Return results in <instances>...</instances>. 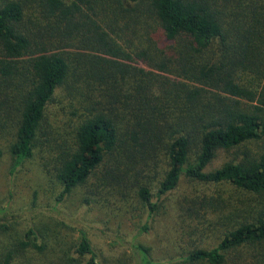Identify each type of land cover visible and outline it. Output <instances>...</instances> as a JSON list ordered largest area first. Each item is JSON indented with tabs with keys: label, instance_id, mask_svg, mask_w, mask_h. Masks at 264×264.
Returning <instances> with one entry per match:
<instances>
[{
	"label": "trees",
	"instance_id": "16d2710c",
	"mask_svg": "<svg viewBox=\"0 0 264 264\" xmlns=\"http://www.w3.org/2000/svg\"><path fill=\"white\" fill-rule=\"evenodd\" d=\"M37 1L51 23L45 29L36 26V31L25 25L22 2L0 4V74L5 81H17L13 102L20 106L10 146L17 165L34 156L47 108L71 77L65 54L51 53L48 48L51 41L47 39L55 32L57 49L90 51L76 54L84 69L79 77L113 80L117 88L119 77L127 71L121 60H134V44L124 40L127 47L122 45L121 33L124 29L136 33L134 29L141 27L147 47L138 49L136 57L193 83L178 85L175 91L163 90L161 99L154 92V77L145 72V80L130 94L116 89L109 92L110 112L92 106L77 129L73 148L56 170L63 187L58 201L103 175L100 180L113 185L114 191L125 194L124 187L136 194L147 211V222L141 228V233H147L161 198L174 191L183 177L204 183L228 182L264 194V154L207 172L218 151L264 138V0ZM179 39L184 45L177 51L178 62L164 61L157 40L170 46ZM216 42L219 57L199 67L193 65L191 60ZM23 69H30L31 76L23 74ZM248 73L253 78L246 83L243 74ZM242 100L251 104L244 106ZM110 162L116 168L127 162L124 173L111 169L100 173ZM37 241V233L29 230L19 249L45 254L46 247ZM263 243L264 217H260L226 233L216 248L195 249L182 260L186 264H239L237 252ZM10 259L11 255L6 264ZM133 261L158 264L151 258V249L139 242L131 244L130 264ZM59 264L101 263L82 233L73 251L62 252Z\"/></svg>",
	"mask_w": 264,
	"mask_h": 264
},
{
	"label": "rangeland",
	"instance_id": "374dc122",
	"mask_svg": "<svg viewBox=\"0 0 264 264\" xmlns=\"http://www.w3.org/2000/svg\"><path fill=\"white\" fill-rule=\"evenodd\" d=\"M4 1L8 0H0V4ZM13 1L24 4L25 25L28 28L36 31L37 27L45 29L51 23L42 15L37 0ZM130 30L124 29L121 33L124 38L119 42L125 47L124 40L129 44L133 42L134 60H121L127 64V71L119 77L117 88H113V80L103 82L96 78L79 77L84 69L83 66L80 68L76 54L89 53V50H80L79 47L57 49L58 43L54 42L56 32L47 39L51 41L48 43L51 53L65 54L71 66V77L56 91L47 108L34 156L18 165L10 151L20 109L19 104L13 102L17 81H5L0 74V264H6L9 255V264H59L62 252L73 251L82 233L91 242L101 264H130L131 244L136 242L150 248L151 258L158 264H186L182 259L193 250L214 249L226 233L241 223L264 217V194L250 193L228 182L204 183L185 177L174 191L161 198L160 210L150 220L147 233H141L147 222V211L136 194H129L124 187L121 188L125 194L114 191L113 185L100 180L103 175L77 187L64 201H58L63 187L56 178V170L67 151L73 148L77 129L92 106L110 112L112 100L109 92L112 94L116 89L130 94L139 81L145 80V72L154 77V92L161 99L163 90L175 91L178 85L193 84L175 73L160 71L138 59L135 54L138 49L147 47L144 43L147 38L141 27L134 29L136 33ZM157 42L158 48L165 54L162 57L164 61L178 62L177 51L184 45L182 39L170 46L159 40ZM218 57L216 42L191 62L199 67L208 61L214 62ZM27 60L29 56L23 59L24 67ZM22 72L31 76L30 69L29 72L26 69ZM243 78L247 83L253 76L248 73L243 74ZM242 102L244 106L251 104L246 100ZM261 154H264V138L231 150H220L207 172L226 163L242 162ZM194 158L192 154V160ZM125 167L127 162L119 168L110 162L100 173L111 169L122 174ZM29 230L37 233V243L46 247L45 254L19 249L20 241ZM237 254L241 258H237L239 264H264V243L245 247ZM131 264L136 263L133 261Z\"/></svg>",
	"mask_w": 264,
	"mask_h": 264
}]
</instances>
